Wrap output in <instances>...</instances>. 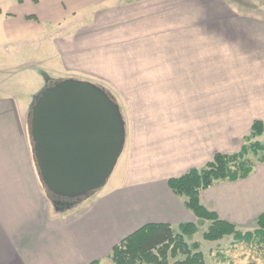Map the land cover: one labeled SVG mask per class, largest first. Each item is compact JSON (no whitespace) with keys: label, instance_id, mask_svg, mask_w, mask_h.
Wrapping results in <instances>:
<instances>
[{"label":"crops","instance_id":"1","mask_svg":"<svg viewBox=\"0 0 264 264\" xmlns=\"http://www.w3.org/2000/svg\"><path fill=\"white\" fill-rule=\"evenodd\" d=\"M10 4L7 11H0V264L93 260L105 264L114 245L146 223L197 222L168 183L170 177L208 161L195 131L188 132L185 119L181 124L178 118L192 115V109L186 108H169L170 115L177 117L169 125L162 115L144 123L140 119L139 132L134 131L128 148L126 171L115 176L113 172L81 204L59 208L40 178L28 129L35 85L41 82L39 61L32 59L52 41L63 61L64 51L75 52L67 60L80 66H68L90 68L83 73L105 77L98 66L106 60L122 74L123 66H134L142 50L151 53L152 66L177 69L182 55L194 46L188 48L185 40L204 44L228 28L230 0H10ZM60 35L69 39L61 40ZM110 43L122 54L104 53L112 50L105 47ZM91 45L98 47L87 48ZM79 60L88 63L81 65ZM91 60L98 64H90ZM25 75L34 77L27 96L17 92ZM162 81L175 82L164 76ZM174 95L166 94L165 100L176 99ZM176 95L181 98L180 92ZM125 150L124 144L120 156ZM261 164L245 178L202 189V203L241 229L255 226L264 212Z\"/></svg>","mask_w":264,"mask_h":264},{"label":"rangeland","instance_id":"2","mask_svg":"<svg viewBox=\"0 0 264 264\" xmlns=\"http://www.w3.org/2000/svg\"><path fill=\"white\" fill-rule=\"evenodd\" d=\"M230 4L232 10L229 12L228 25H226L228 28L220 31L217 39L211 37L204 44L185 40L188 48L194 46L192 51L188 49L187 54L182 55L183 62L177 69L169 66H152L151 53L142 50L134 66H123L122 74L116 73L117 69L111 67V63L106 60L101 61L98 66L105 77L83 73L81 70L84 68L74 67L80 66L76 60L70 62L67 60V56L72 57L74 51L70 53L64 51L63 61L54 43L48 41L43 47L41 56L38 54L32 59L35 62L39 61L37 75L41 80L35 88L39 91L48 77L54 79L56 76L64 75L90 79L105 85L116 95L127 124L126 150L119 157L113 170L114 174L112 172L110 175L115 176L126 171L128 148L134 131L139 132L136 130H138L137 124L140 119L144 123L149 119L152 121L155 114L162 115L164 123L169 125L177 118L170 115L173 108H186L187 111L192 109V115L178 118L181 119V124L182 122L184 124L185 119L188 132L195 131V140L202 144L204 159H211L213 150L216 152L237 151L243 143L244 136L251 131L254 119L264 118V28H257L256 24H250L247 21L259 22L258 26L264 27V0H230ZM10 7V0H0V11H7ZM60 39L66 41L69 37L60 35ZM97 47L87 46L90 49ZM105 47L114 48L111 43ZM116 48L118 45L115 42ZM106 52L112 56L122 54L113 49H108L104 53ZM160 59L162 56L158 58ZM79 61L81 65L88 63V61ZM64 62L65 68H63ZM70 63L74 66H68ZM93 63L98 64L91 60L90 64L93 65ZM88 69L84 70L88 71ZM163 76L168 81L170 78L175 82L163 83ZM24 79L25 81H20L17 85L19 95L27 94L30 81L34 84L32 75H25L22 77V80ZM178 92L181 93L180 99L176 95ZM183 93H186V97L182 96ZM166 94H169L170 98H173V95L177 98L165 100ZM169 108L172 109L169 110ZM28 129L30 132V118ZM256 138L264 140V135ZM253 159L256 164H261L257 157L253 156ZM87 198L84 197L83 202ZM73 207L65 205L61 209L67 210ZM208 224V220H198L197 232L185 236L190 243L201 242V250L208 263L264 264L263 244H256L260 247L259 249L255 246L252 248L244 242L238 244L234 241L233 235L224 236L223 240L217 244L219 240H209L203 236ZM256 227L257 219L255 226L246 227L247 229L244 228L243 231ZM182 257V255L178 256V258ZM176 259L171 258L170 264H174ZM105 264L115 263L109 259V262Z\"/></svg>","mask_w":264,"mask_h":264},{"label":"water","instance_id":"3","mask_svg":"<svg viewBox=\"0 0 264 264\" xmlns=\"http://www.w3.org/2000/svg\"><path fill=\"white\" fill-rule=\"evenodd\" d=\"M47 79L31 107L36 165L48 191L79 200L104 186L113 172L126 140L125 119L96 83L66 77L47 86Z\"/></svg>","mask_w":264,"mask_h":264},{"label":"trees","instance_id":"4","mask_svg":"<svg viewBox=\"0 0 264 264\" xmlns=\"http://www.w3.org/2000/svg\"><path fill=\"white\" fill-rule=\"evenodd\" d=\"M247 21L256 24L257 28H264L258 26L259 22ZM64 78H51L47 86ZM94 83L102 87L119 104L122 112L116 95L105 85ZM261 135H264V119L257 118L252 123L251 131L244 136V142L239 150L217 151L202 166L191 167L188 171L168 179L170 188L183 198L185 205L192 210L198 220L209 221L207 229L203 232L205 239L220 240L226 235H233L234 241L238 244L244 242L252 248L255 246L256 249L260 248L258 245H264V212L257 217L256 228L243 231L235 223L223 219L217 212L208 209L200 198L202 189L218 181H234L249 176L256 167L253 156L264 164V140L256 138ZM51 195L55 199L58 198L53 193ZM83 199L84 197L71 201L70 206L75 207L76 204L82 203ZM63 206L58 204L59 208ZM197 230V222H183L178 225L149 222L114 245L109 256L115 264H170L171 258H177L174 264H210L201 250V242L190 243L186 240L187 234H194ZM179 255L183 257L178 258ZM88 264H99V260H93Z\"/></svg>","mask_w":264,"mask_h":264},{"label":"flooded vegetation","instance_id":"5","mask_svg":"<svg viewBox=\"0 0 264 264\" xmlns=\"http://www.w3.org/2000/svg\"><path fill=\"white\" fill-rule=\"evenodd\" d=\"M57 200H59V203L60 204H63L64 206L67 205V204H69V203H71L70 199H68V198L58 197Z\"/></svg>","mask_w":264,"mask_h":264}]
</instances>
